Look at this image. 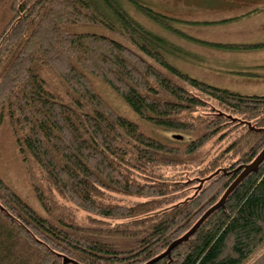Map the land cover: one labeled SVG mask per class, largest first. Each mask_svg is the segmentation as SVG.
Returning a JSON list of instances; mask_svg holds the SVG:
<instances>
[{"label":"trees","instance_id":"trees-1","mask_svg":"<svg viewBox=\"0 0 264 264\" xmlns=\"http://www.w3.org/2000/svg\"><path fill=\"white\" fill-rule=\"evenodd\" d=\"M128 4L187 40L264 46L195 40L139 0H0V132L8 126L44 213L0 175V264H264V95L177 67L172 60L191 53ZM94 78L162 133L116 111ZM239 128L200 173L219 171L191 197L155 173ZM111 193L143 200L115 203ZM56 197L91 224L77 223Z\"/></svg>","mask_w":264,"mask_h":264},{"label":"rangeland","instance_id":"rangeland-1","mask_svg":"<svg viewBox=\"0 0 264 264\" xmlns=\"http://www.w3.org/2000/svg\"><path fill=\"white\" fill-rule=\"evenodd\" d=\"M144 5L153 9L156 12L165 14L169 17L175 18L177 21L174 23L175 27L181 32L187 33L193 39H198L201 41H216L221 42L223 39L233 40V41H261L264 40V32L257 31L255 35L253 33H246V31H241L236 29V24H229L228 21H223L224 17L234 14V6H230L229 3L234 2V0H139ZM255 4L251 9H264V0L254 1ZM253 2V3H254ZM128 12L132 14L137 20H139L148 29L153 30L160 35L168 38L177 45L181 46L184 50L189 51L190 56L172 60L177 67L188 72L190 75L208 82L199 74L201 68H204L205 56L208 55V51L202 48L201 43L195 44L196 41L187 40L183 37L173 35L163 28L155 25L149 19L142 16L137 12L131 5H127ZM197 43V42H196ZM204 45V44H203ZM201 46V47H200ZM207 54V55H206ZM196 55V56H195ZM200 56L202 63L197 62V56ZM204 56V57H203ZM219 54H212L213 62H215L216 57ZM209 65V64H208ZM210 67V65H209ZM197 72V74H196ZM223 74L228 75L227 71H223ZM215 81V79H211ZM209 81L210 84L216 86L217 83ZM94 84L97 90L106 98L108 103L120 114L130 118L139 123L142 129L147 133L157 134L160 130L148 124L138 117L130 110V108L123 102V100L105 83L94 78ZM235 86V85H233ZM233 86L231 88H233ZM237 87V86H236ZM229 89V88H228ZM237 89V88H236ZM239 90V89H238ZM246 90V89H244ZM246 91H253L252 89H247ZM214 113H223L230 119L242 120L239 116L227 112H222L217 108L215 104ZM216 107V108H215ZM218 109V110H217ZM213 114V112H208ZM244 126L254 127L251 122L245 121L242 123ZM240 128L232 132L223 141H210L205 145L199 154L193 157L190 161L177 165L162 167L156 170L157 176L161 179L180 182L183 184L181 191L184 198H189L199 191L218 171H204L200 173L217 154L225 147V145L235 138L240 132ZM162 133V131H160ZM159 132V133H160ZM166 136H171L172 134L165 133ZM262 153V152H261ZM259 153L258 156L261 154ZM256 160L252 162L254 164ZM0 175L2 178L21 196L31 207L35 210L44 214L37 199L32 191L27 175L23 169L22 163L20 161L17 149L10 134L7 125L1 127L0 132ZM155 180V179H151ZM61 207L65 212L69 213L72 218L83 226H89L91 223L87 217V214L70 202L56 197ZM110 200L115 203L120 204H133L135 202L143 200L142 198L136 196H125L121 194L111 193ZM117 220H110L108 223L110 225H115ZM263 250V249H262ZM262 250L259 251L262 252Z\"/></svg>","mask_w":264,"mask_h":264},{"label":"crops","instance_id":"crops-1","mask_svg":"<svg viewBox=\"0 0 264 264\" xmlns=\"http://www.w3.org/2000/svg\"><path fill=\"white\" fill-rule=\"evenodd\" d=\"M254 1L257 0H234V2L229 3L230 6L235 7L231 9L234 14L224 17L223 21L236 24V29L246 31V33L255 35L257 31L264 32V9H251L250 7L253 5H262L260 3L255 4ZM207 42L213 43L216 41ZM221 43L262 44L264 40L238 42L223 39ZM195 44H198V42H195ZM198 45L208 51L205 61L200 58L201 55L196 58L197 62L202 63L204 61V68H201L198 74L202 76L200 78L207 80L208 83L213 81L211 80L213 78L216 81L213 82L217 83L216 86L229 88L241 94L264 95V46L253 49L226 50L208 44L203 45L201 43ZM214 53L219 54L215 62L210 58ZM223 71H227L228 75L223 74ZM232 86L233 88H231ZM244 89H252L253 91Z\"/></svg>","mask_w":264,"mask_h":264},{"label":"water","instance_id":"water-1","mask_svg":"<svg viewBox=\"0 0 264 264\" xmlns=\"http://www.w3.org/2000/svg\"><path fill=\"white\" fill-rule=\"evenodd\" d=\"M175 136L178 137V138L181 137V136H179V135H175Z\"/></svg>","mask_w":264,"mask_h":264}]
</instances>
